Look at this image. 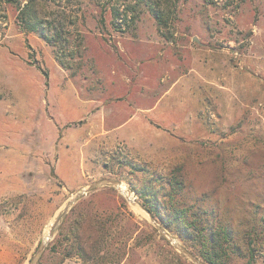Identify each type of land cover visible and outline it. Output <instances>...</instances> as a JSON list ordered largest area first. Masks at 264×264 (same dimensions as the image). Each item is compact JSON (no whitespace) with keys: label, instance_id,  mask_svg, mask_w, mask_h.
I'll use <instances>...</instances> for the list:
<instances>
[{"label":"rangeland","instance_id":"1","mask_svg":"<svg viewBox=\"0 0 264 264\" xmlns=\"http://www.w3.org/2000/svg\"><path fill=\"white\" fill-rule=\"evenodd\" d=\"M29 1L54 45L20 20ZM50 73L52 110L65 93L73 101L63 173L56 145L39 139ZM104 105L138 112L130 137L91 135ZM174 176L235 230L264 216V0H0V264H29L71 197L103 178L140 205L111 184L84 193L36 264H195L142 204L145 184ZM230 264H264V253Z\"/></svg>","mask_w":264,"mask_h":264},{"label":"trees","instance_id":"2","mask_svg":"<svg viewBox=\"0 0 264 264\" xmlns=\"http://www.w3.org/2000/svg\"><path fill=\"white\" fill-rule=\"evenodd\" d=\"M30 2L20 7V20L26 29L37 32L54 45V34L45 31V20L38 16ZM56 59L65 66L57 54ZM158 184L144 185L141 190L143 206L164 229L179 236L203 261L230 264L235 254L248 256L251 260L256 251L264 253V216L254 215L250 229L235 230L231 219L220 212L218 202H212L208 196L190 193L183 179L174 176Z\"/></svg>","mask_w":264,"mask_h":264},{"label":"crops","instance_id":"3","mask_svg":"<svg viewBox=\"0 0 264 264\" xmlns=\"http://www.w3.org/2000/svg\"><path fill=\"white\" fill-rule=\"evenodd\" d=\"M41 46L43 45L40 44ZM54 62V68L58 69L60 66L57 62ZM51 73L49 74V80L46 81V77L44 75V83L42 85V93H43V100L46 99V107L44 106V110L41 113V121H40V128L46 127L48 128V133H39V139L41 142H49L56 145L55 151H59V165L57 168V171L60 173V171L63 173V170L61 169V166L64 165V162L68 159L70 147L73 144V139L69 136L68 129L69 126L68 123L71 122L73 119V101H71L68 98V94L65 93L60 100L62 103H64V108L59 110H52L50 107L51 103L47 98L50 100L55 99V93L57 91H54L52 87V80H51ZM68 82H66L67 84ZM176 85V83L169 88L167 91H164L161 95V101L165 99V97L168 95L166 94L168 91H171V89ZM66 90H69L70 87L67 84ZM72 92V90H71ZM169 93V92H168ZM66 95V96H65ZM163 95H166L165 97H162ZM47 97V98H46ZM88 103V108L91 109L93 107V101L94 100H85ZM119 113H117V110L115 107L104 105L99 108L98 114H94L91 111V114L88 117V125L92 127L93 129H97L94 133H91L92 136L97 135L98 138H104L106 142H115L120 139L125 140L127 137H130V132L135 125L137 118L139 117L138 112L135 110H129L127 109V114L121 121L120 118H118ZM52 129V132H51ZM60 137L61 144L60 149L58 150L57 147V140ZM96 137V136H95ZM92 139V138H91ZM88 138L86 141L89 142L91 140ZM60 162L62 163L60 165ZM60 168V171H59ZM68 181L67 179H65Z\"/></svg>","mask_w":264,"mask_h":264},{"label":"water","instance_id":"4","mask_svg":"<svg viewBox=\"0 0 264 264\" xmlns=\"http://www.w3.org/2000/svg\"><path fill=\"white\" fill-rule=\"evenodd\" d=\"M121 183H123L120 180L117 179H113V178H103L94 182L89 183L86 187H84L83 189L77 191L72 197L71 199L67 202V204L65 205V207L60 210L59 216L55 219L54 224L50 230V239L54 236L55 234V230L57 228V226L59 225L60 221H61V217L62 215H64L67 210L72 206V204H74L84 193H87L93 189H96L100 186L103 185H107V184H111V185H115L118 186ZM129 199V198H128ZM130 200V199H129ZM131 202H134L132 200H130ZM137 204H139L138 202H136ZM140 205V204H139ZM150 220L154 223V225L158 228L159 232L165 237L167 238L169 241H171L176 247L177 249L183 253L185 256H187L192 262H194L195 264H209L205 261H203L201 258H199L197 255H195L192 251H190L188 248H186L183 244H181L175 237H173L171 234H169V232L167 230H165L160 223L150 214ZM48 243V239L47 240H42L40 245L38 246L36 252L34 253L33 257L30 259L29 264H36L37 261L39 260V258L41 257L43 251L45 250L46 246Z\"/></svg>","mask_w":264,"mask_h":264},{"label":"bare ground","instance_id":"5","mask_svg":"<svg viewBox=\"0 0 264 264\" xmlns=\"http://www.w3.org/2000/svg\"><path fill=\"white\" fill-rule=\"evenodd\" d=\"M120 191L122 192V194H124L125 196H127L130 200L134 201V203L136 205H138L135 201V197L133 196V194L130 192V189L129 187L125 184V183H121L120 185H118ZM139 211L141 212V214H144V215H148L147 213H145L144 210L142 209H139ZM54 224V223H53ZM53 226V225H52ZM52 227H49L45 234H44V240H49L50 238V230H51Z\"/></svg>","mask_w":264,"mask_h":264},{"label":"built area","instance_id":"6","mask_svg":"<svg viewBox=\"0 0 264 264\" xmlns=\"http://www.w3.org/2000/svg\"><path fill=\"white\" fill-rule=\"evenodd\" d=\"M118 21H119V23H123V18L122 17L119 18Z\"/></svg>","mask_w":264,"mask_h":264}]
</instances>
